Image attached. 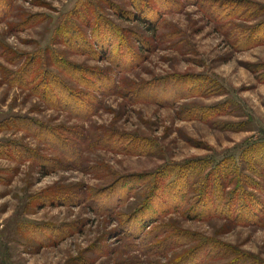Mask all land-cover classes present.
<instances>
[{"label":"rangeland","instance_id":"rangeland-1","mask_svg":"<svg viewBox=\"0 0 264 264\" xmlns=\"http://www.w3.org/2000/svg\"><path fill=\"white\" fill-rule=\"evenodd\" d=\"M0 264H264V0H0Z\"/></svg>","mask_w":264,"mask_h":264},{"label":"trees","instance_id":"trees-1","mask_svg":"<svg viewBox=\"0 0 264 264\" xmlns=\"http://www.w3.org/2000/svg\"><path fill=\"white\" fill-rule=\"evenodd\" d=\"M137 20H139V17L137 18Z\"/></svg>","mask_w":264,"mask_h":264}]
</instances>
